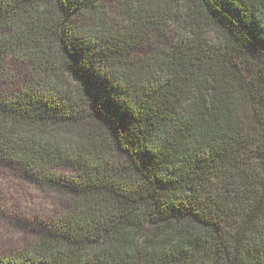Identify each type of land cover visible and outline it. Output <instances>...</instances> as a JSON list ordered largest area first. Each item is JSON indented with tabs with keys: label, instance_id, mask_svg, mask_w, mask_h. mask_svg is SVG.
Returning <instances> with one entry per match:
<instances>
[{
	"label": "trees",
	"instance_id": "trees-1",
	"mask_svg": "<svg viewBox=\"0 0 264 264\" xmlns=\"http://www.w3.org/2000/svg\"><path fill=\"white\" fill-rule=\"evenodd\" d=\"M116 1L0 0L34 73L0 79V168L64 201L0 264H264V0Z\"/></svg>",
	"mask_w": 264,
	"mask_h": 264
},
{
	"label": "rangeland",
	"instance_id": "rangeland-1",
	"mask_svg": "<svg viewBox=\"0 0 264 264\" xmlns=\"http://www.w3.org/2000/svg\"><path fill=\"white\" fill-rule=\"evenodd\" d=\"M112 9H120L116 0H107ZM175 32V31H174ZM167 37L156 34L151 43L142 40L140 47L145 53H151L156 47L169 46L175 34ZM208 38L214 40L217 32L209 29ZM143 53V52H142ZM1 85L17 92L18 88L28 85L34 76L25 61L8 59L5 66L0 67ZM70 170L65 168L64 172ZM29 178V177H28ZM64 209L63 198L51 192H46L41 185L32 179H27L12 168H0V256L12 254L33 244L38 236V223L48 222L56 218ZM41 227V226H40Z\"/></svg>",
	"mask_w": 264,
	"mask_h": 264
}]
</instances>
